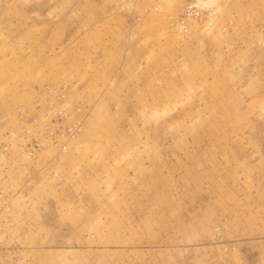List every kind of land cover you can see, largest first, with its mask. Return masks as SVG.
Instances as JSON below:
<instances>
[{
	"label": "rangeland",
	"instance_id": "rangeland-1",
	"mask_svg": "<svg viewBox=\"0 0 264 264\" xmlns=\"http://www.w3.org/2000/svg\"><path fill=\"white\" fill-rule=\"evenodd\" d=\"M0 264H264V0H0Z\"/></svg>",
	"mask_w": 264,
	"mask_h": 264
}]
</instances>
